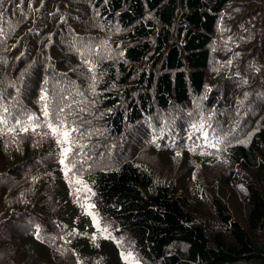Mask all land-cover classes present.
I'll use <instances>...</instances> for the list:
<instances>
[{"label": "trees", "instance_id": "1", "mask_svg": "<svg viewBox=\"0 0 264 264\" xmlns=\"http://www.w3.org/2000/svg\"><path fill=\"white\" fill-rule=\"evenodd\" d=\"M130 262L264 264V0H0V264Z\"/></svg>", "mask_w": 264, "mask_h": 264}, {"label": "snow or ice", "instance_id": "2", "mask_svg": "<svg viewBox=\"0 0 264 264\" xmlns=\"http://www.w3.org/2000/svg\"><path fill=\"white\" fill-rule=\"evenodd\" d=\"M49 113L47 111V106H45L44 108V116L48 117ZM63 124V122H61V125ZM47 127L51 130V133L57 138V142L60 143L61 145L64 144H69L70 140H71V134L67 129L61 130V128L54 126L51 123L47 124ZM28 129L25 128V131H27ZM74 131V130H73ZM71 152V147H63L62 149V155L64 157V159L60 160L61 164H65V159H67L69 153ZM65 167L67 168V165H65ZM79 182V181H77ZM127 259L129 261L132 260L131 254H129V256L127 257Z\"/></svg>", "mask_w": 264, "mask_h": 264}, {"label": "rangeland", "instance_id": "3", "mask_svg": "<svg viewBox=\"0 0 264 264\" xmlns=\"http://www.w3.org/2000/svg\"><path fill=\"white\" fill-rule=\"evenodd\" d=\"M181 159H182V158H181ZM179 160H180V159H179ZM191 165H192V161H191L190 159L187 158V160H186L184 166H185V167H191ZM122 257L125 258V259H127L128 255L122 254ZM127 260H128V259H127ZM131 263H132V264H137V262H130V264H131Z\"/></svg>", "mask_w": 264, "mask_h": 264}]
</instances>
